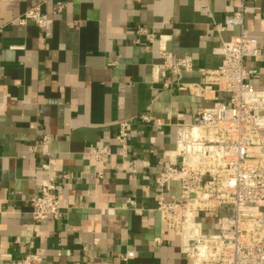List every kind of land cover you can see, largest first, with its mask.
<instances>
[{
    "label": "crops",
    "instance_id": "1",
    "mask_svg": "<svg viewBox=\"0 0 264 264\" xmlns=\"http://www.w3.org/2000/svg\"><path fill=\"white\" fill-rule=\"evenodd\" d=\"M41 1L0 0V264L30 252L41 253L43 264H187L179 237L155 210V167L170 162L164 154L174 149V125L192 122L212 102L163 90L158 43L139 30L163 37L174 59L191 57L194 70L184 82L204 84L201 71L222 61L213 50L241 32L214 30L230 16L233 3L52 0L43 7L46 28L12 24ZM54 2L65 3L66 10L54 15ZM248 4L257 12L246 17L244 29L264 44V0ZM247 65L258 69L254 85L264 91V63ZM149 109L157 125L141 122ZM123 122L133 127L132 157L152 169L140 166L132 180L113 157L99 179L87 151L107 146L119 152ZM44 136L52 138L48 145L42 144ZM50 160L54 164L46 171L42 166ZM48 176L56 178L66 210L60 219L37 224L31 199ZM172 192H178L176 185ZM129 253L134 256L126 259Z\"/></svg>",
    "mask_w": 264,
    "mask_h": 264
},
{
    "label": "built area",
    "instance_id": "2",
    "mask_svg": "<svg viewBox=\"0 0 264 264\" xmlns=\"http://www.w3.org/2000/svg\"><path fill=\"white\" fill-rule=\"evenodd\" d=\"M226 1L233 3L231 14L214 30L220 34L239 28L241 32L213 50L222 61L216 69L201 71L204 84L184 82V75L194 70L191 57L174 59L163 37L139 30L148 42L158 43L162 63L156 68L157 81L163 90L177 89L212 102L210 107L199 109L192 122L174 125V149L164 154L170 162L155 167L154 185L160 193L155 210L179 237L180 255L187 264H264V91L254 85L259 79L258 69L247 65L249 61L264 63V44L244 29L246 17L257 12L248 4L250 0ZM50 2L42 0L12 24L46 28L49 17L43 7ZM66 8L65 3H52L54 15L62 14ZM220 95L225 99L221 100ZM140 120L147 126L157 125L150 109ZM132 130L130 123H120L117 153L107 146L89 147L87 157L99 168V179L104 178L113 157L121 161L118 170H130L132 180L137 179L140 166L152 169L148 162L132 157ZM51 141L50 136H44L42 144ZM151 143L154 145L155 139ZM53 164L54 160H50L42 167L49 171ZM173 185L178 187L177 193L172 192ZM59 191L56 178L42 180L39 195L31 199L35 223L63 216L66 209ZM127 203L134 206L132 200ZM133 256L129 253L125 258ZM3 257L11 259L10 255ZM43 262L41 253L30 252L8 264Z\"/></svg>",
    "mask_w": 264,
    "mask_h": 264
}]
</instances>
